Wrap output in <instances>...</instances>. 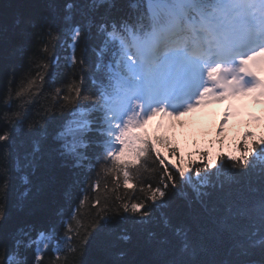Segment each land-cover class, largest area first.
<instances>
[{"label":"snow or ice","instance_id":"obj_1","mask_svg":"<svg viewBox=\"0 0 264 264\" xmlns=\"http://www.w3.org/2000/svg\"><path fill=\"white\" fill-rule=\"evenodd\" d=\"M129 8L117 15L121 12L117 0H67L61 11L55 0H49L47 11L39 18L21 13L13 21L21 54L30 51L26 44L30 41L31 51L42 48L48 63L59 66L63 60L69 68L78 66L80 85L87 83L84 73L90 67L89 41L94 37L103 36L101 49L111 53L114 66L109 67L107 83L95 91L85 89L82 93L78 86L73 100L64 97L73 107L60 113L54 133H49L46 120L29 122L27 131L35 138L31 150L23 155H13L11 146L26 117L21 110L4 113V127H0V144L4 145L0 152V230L9 221L12 171L20 173L27 185L23 197L31 192L30 176L40 170L55 179L58 170L66 169L79 179L81 172L101 161L105 172L117 179L122 174L125 188H135L132 181L137 166L154 153L164 165V174L159 186L152 189L149 185L151 203H132L130 207L124 203L122 208L139 214L137 223L150 220L158 209L171 206L167 195L171 187L185 203L174 209L179 218L176 223L166 212L161 213V220L176 244L162 236L154 244L150 242L152 258L126 259L127 251H112L116 244L107 239L106 226L120 210L109 215L103 209L89 225L91 230L83 233L73 227L76 215L63 221L62 234L52 224L47 230H38L35 240L30 237L34 225L17 227L9 233L11 246L7 240L0 241V264H28L22 249L33 244H37L33 264H45L43 257L49 247L57 258L49 264H60L61 257L63 264H264V136L257 140L255 133L244 132L235 146L239 154L221 150L213 155L210 148L193 141L195 150L188 152L187 159L177 139L190 136L182 118L207 105L249 95L264 98V43L246 54H232L237 41L249 32L264 39V0H133ZM4 32L0 23V40ZM221 56L229 63L209 64ZM193 92V100L185 105L184 98ZM11 100L9 93L4 105ZM173 103L178 105L175 110L169 106ZM231 115V109L225 110L218 122L220 145L225 143L224 130ZM157 118L161 120L156 132L150 134L146 128ZM165 119L171 123L166 125ZM49 137L50 146L44 151ZM162 148L178 159L173 167L180 184L167 171ZM93 149L98 151L90 155ZM92 187L98 188L99 181ZM16 207H24L21 199ZM149 236L155 238L156 233ZM22 237L29 239L25 242ZM131 239L126 230L117 236L124 243ZM97 248L105 258L88 259Z\"/></svg>","mask_w":264,"mask_h":264},{"label":"trees","instance_id":"obj_2","mask_svg":"<svg viewBox=\"0 0 264 264\" xmlns=\"http://www.w3.org/2000/svg\"><path fill=\"white\" fill-rule=\"evenodd\" d=\"M48 2L49 0H0V23L4 25L5 29L4 39L0 40V127H4L3 115L5 112L11 114L21 110L26 117L20 135L16 136L15 142L11 146L13 155L17 153L23 155L31 150V141L35 137L27 131L29 122L46 120L48 121L49 133H54L61 119L60 113L66 114L73 107V104L65 101L64 97L67 96L69 100H73L75 89L78 86L81 87L82 93L85 89L95 91L100 86V80L97 77L104 72L101 61L107 57V54H110L107 49H101L103 36L94 37L89 41L88 59L90 67L84 73L87 80L85 85H80L81 73L78 66L69 68L65 66L63 60L60 61L59 66L48 63L42 55V48H38L35 52L31 51L32 43L30 41H26L30 51L21 54L16 46L17 31L13 27V21L21 13L32 14L39 18L42 13L47 11ZM55 2L62 11L67 0H55ZM117 4L121 9L117 15L124 13L122 9L127 7V0H117ZM93 48L100 51L99 57L97 52L92 50ZM97 62H99L98 69ZM93 80L96 81L95 84ZM17 92L21 93L19 97L16 96ZM9 93L12 100L8 106H5L3 101ZM249 142L253 141L250 139ZM50 143L51 137H49V141L45 142L44 151L48 150ZM182 148L185 159H187L189 151L195 150L192 145L186 144V142ZM3 150L4 145L0 144V152ZM93 151H98V149H93L89 154L91 155ZM222 151L239 154L235 147L233 149L225 147ZM222 162L231 163L227 160ZM177 163H179L177 158L174 164L167 163V171L172 172L177 184H180L179 177L175 175L173 167ZM102 164L103 161L95 164L93 169L81 172L79 179L73 177L72 173L66 169L58 170L54 174L55 179L52 178V174L40 170L35 175L30 176L31 192L28 197L22 196L27 185H24L19 178L20 173L12 171L9 189V221L0 230V241L7 240L11 246L12 240L9 238V233L25 224L35 226L36 230L30 234L33 240L37 238L38 230H47L52 224H55L57 232L62 234L63 221L71 220L72 215H76V220L72 221L73 227L83 233L86 229L91 230L89 225L96 219L98 212L107 209L109 215H112L119 209L120 215L115 216L111 223L106 226L109 230L107 239L116 244V248L112 251L126 250L128 253L126 259L143 260L152 258L150 242L154 244L155 240L162 236H167L172 244H176L171 231L164 227L161 220L162 212L171 216L173 223L179 219L175 216L174 209L185 201L180 198L179 194H175L174 189L169 187L167 192L168 197L171 198V206L167 209H158L150 220L137 223L139 214L124 212L122 208L124 203H127L129 207L132 203H144L146 205L151 203L152 192L149 185L152 189L159 186L164 174V165L160 164L159 159L153 153L149 157L141 159V164L137 166L138 171L134 172L132 181L136 185L135 188H125L122 174L117 179L115 175L105 172ZM25 171L30 170L26 169ZM85 177H87L86 181ZM97 180L99 187H92ZM186 190L189 197L194 196L190 188ZM97 198H99V204L96 203ZM18 199L23 201V208L16 207ZM160 200L161 198L157 196V203ZM122 230H126V234L132 237L128 243L117 240V236L121 234ZM151 232L156 233L155 238L149 236ZM22 239L27 242L29 237H22ZM36 248L37 244H33L32 248L22 249L28 264H33ZM45 251L47 253L43 257L45 264H49V261L55 262L56 254L51 247ZM87 258L103 259L105 256L97 248ZM60 264H63V257L60 259Z\"/></svg>","mask_w":264,"mask_h":264},{"label":"rangeland","instance_id":"obj_3","mask_svg":"<svg viewBox=\"0 0 264 264\" xmlns=\"http://www.w3.org/2000/svg\"><path fill=\"white\" fill-rule=\"evenodd\" d=\"M251 104L254 108L260 109L258 107V101H256V102L255 101H247V106H249ZM222 107H223L222 103H218V105H216V104L209 105L207 107L199 109L196 113H193L190 116L183 117L182 121H184L187 124L186 128L189 127L192 130L195 129V132H197V134H198L197 135L198 138H200V136H203V135L207 136V135L212 134V133L215 136H217L218 122L221 121L223 113H224V110L221 111L219 109ZM216 113H218V115ZM169 123H171V122L168 121V124ZM236 123H237V121H233L229 125L227 124L225 127V130H224V135H226V136H231V134L239 135V132L243 128V125L242 124L239 125ZM241 131H243V129ZM180 142L181 141H179V143Z\"/></svg>","mask_w":264,"mask_h":264},{"label":"bare ground","instance_id":"obj_4","mask_svg":"<svg viewBox=\"0 0 264 264\" xmlns=\"http://www.w3.org/2000/svg\"><path fill=\"white\" fill-rule=\"evenodd\" d=\"M133 2V0H127V7L126 8H123L122 10H124V13H126V12H129L130 11V8H129V5L131 4ZM109 52V51H108ZM108 55L109 54H107V57H108ZM110 62H114L113 61V58H110V59H108ZM111 66V64L110 63H105L104 64V68L107 70V69H109V67ZM102 77H101V75L99 76V77H97V79L98 80H100Z\"/></svg>","mask_w":264,"mask_h":264}]
</instances>
